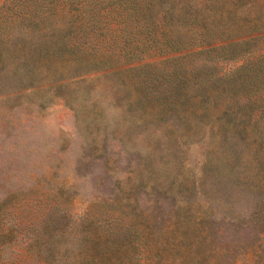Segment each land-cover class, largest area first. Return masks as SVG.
I'll use <instances>...</instances> for the list:
<instances>
[{
	"label": "trees",
	"instance_id": "obj_1",
	"mask_svg": "<svg viewBox=\"0 0 264 264\" xmlns=\"http://www.w3.org/2000/svg\"><path fill=\"white\" fill-rule=\"evenodd\" d=\"M253 2L6 0L0 98L84 110L123 94L127 142L145 151L123 199L76 217L70 184L12 192L0 264H264V13Z\"/></svg>",
	"mask_w": 264,
	"mask_h": 264
},
{
	"label": "rangeland",
	"instance_id": "obj_2",
	"mask_svg": "<svg viewBox=\"0 0 264 264\" xmlns=\"http://www.w3.org/2000/svg\"><path fill=\"white\" fill-rule=\"evenodd\" d=\"M253 1L264 13V0ZM5 2L0 0V8ZM123 97L106 90L84 110L80 101L59 96L47 102L28 93L0 98V204L12 192L21 190L32 198L66 184L72 186L66 196L73 199L68 205L75 217L112 194L123 199V191L127 193L140 175L138 159L145 151L143 142H127ZM140 195L143 208L152 206L144 190ZM6 203L11 208L10 201ZM159 207L166 220L172 201L161 196ZM239 232L248 238L249 229Z\"/></svg>",
	"mask_w": 264,
	"mask_h": 264
}]
</instances>
